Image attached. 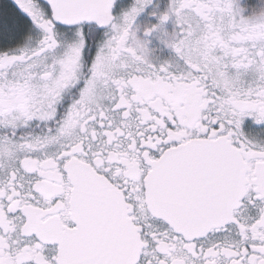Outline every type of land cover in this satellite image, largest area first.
Here are the masks:
<instances>
[{
  "label": "snow or ice",
  "instance_id": "6c2138e0",
  "mask_svg": "<svg viewBox=\"0 0 264 264\" xmlns=\"http://www.w3.org/2000/svg\"><path fill=\"white\" fill-rule=\"evenodd\" d=\"M0 264H264V0H0Z\"/></svg>",
  "mask_w": 264,
  "mask_h": 264
}]
</instances>
